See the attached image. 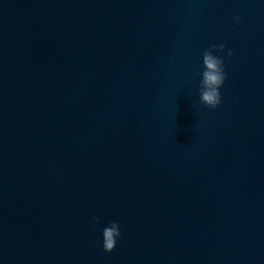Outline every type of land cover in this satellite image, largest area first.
<instances>
[{"label":"water","instance_id":"95a60500","mask_svg":"<svg viewBox=\"0 0 264 264\" xmlns=\"http://www.w3.org/2000/svg\"><path fill=\"white\" fill-rule=\"evenodd\" d=\"M0 264H264V0H0Z\"/></svg>","mask_w":264,"mask_h":264},{"label":"clouds","instance_id":"9594fccd","mask_svg":"<svg viewBox=\"0 0 264 264\" xmlns=\"http://www.w3.org/2000/svg\"><path fill=\"white\" fill-rule=\"evenodd\" d=\"M234 20H238L234 17ZM225 44H213L205 49L202 54L203 71L199 83V103L209 109H215L221 102L219 89L224 84L226 73L224 69L225 58L214 55L216 52H224L230 58L233 53L229 49L225 52ZM95 223H99V217L92 218ZM121 237L119 222L112 221L102 230V248L105 252H111Z\"/></svg>","mask_w":264,"mask_h":264}]
</instances>
